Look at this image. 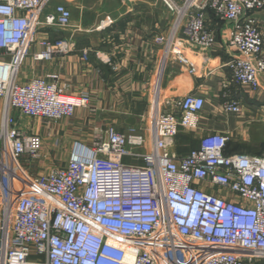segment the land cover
I'll return each instance as SVG.
<instances>
[{"label": "built area", "instance_id": "2783aa9c", "mask_svg": "<svg viewBox=\"0 0 264 264\" xmlns=\"http://www.w3.org/2000/svg\"><path fill=\"white\" fill-rule=\"evenodd\" d=\"M50 0H0V264H252L264 261V156L226 155L229 138L204 133L198 147L168 154L180 130L199 131L201 97L155 101L147 126L125 134L110 127L88 147L75 142L67 164L31 175L22 164L39 158L43 140L13 127L18 116L52 125L86 108L87 95L66 92L59 76L17 82L33 45L36 62L71 52L67 41L37 39L41 28L65 30L71 12ZM175 25L163 43L190 74L184 42L216 45L208 14L227 26L235 52L223 68L230 83L256 91L264 76V31L253 17L264 0H160ZM182 35L179 36V33ZM175 40L176 45H173ZM86 60V56H83ZM227 84L225 83V86ZM226 114L242 106L227 98ZM149 144L148 151L142 150ZM127 160V161H126ZM140 162V164H139Z\"/></svg>", "mask_w": 264, "mask_h": 264}, {"label": "crops", "instance_id": "0c3cea01", "mask_svg": "<svg viewBox=\"0 0 264 264\" xmlns=\"http://www.w3.org/2000/svg\"><path fill=\"white\" fill-rule=\"evenodd\" d=\"M56 5L70 10V26L65 30L41 28L37 39L67 41L71 52L54 56L51 61L36 62L31 55L41 49L33 45L18 70L17 82L26 84L55 74L67 93L87 95L88 104L56 125L11 112L14 128L43 140L39 158L29 164L25 161L24 167L31 175L63 168L75 142L90 147L95 141L104 140L110 127L121 134L130 128L141 129L148 139V116L154 102L158 101L161 109L163 100L188 94L204 100L199 131L180 130L167 151L169 156L178 159L196 149L204 133L226 134V155L264 156V76L256 91L229 82V71L223 65L235 52L226 45L224 23L208 14L207 24L216 38V45L210 50L184 42L182 54L196 68L195 74H190L172 57H163L164 47L158 40H169L175 16L160 0H50L42 11L41 22ZM253 17L264 31V8ZM0 60L7 58L0 55ZM227 98L240 103V113L223 111ZM1 114L0 101V117ZM148 150L147 142L140 151ZM45 161L49 165L44 166Z\"/></svg>", "mask_w": 264, "mask_h": 264}, {"label": "rangeland", "instance_id": "374dc122", "mask_svg": "<svg viewBox=\"0 0 264 264\" xmlns=\"http://www.w3.org/2000/svg\"><path fill=\"white\" fill-rule=\"evenodd\" d=\"M48 157H50V156H48ZM25 161H26V159H23V160H22V163H23L24 166H26ZM126 161H127V160H126ZM28 164H29V163H28ZM46 164L49 165V164L47 163V161H45L43 165L46 166ZM28 166H29V165H28ZM29 167H30V166H29ZM260 264H263V261H262Z\"/></svg>", "mask_w": 264, "mask_h": 264}]
</instances>
